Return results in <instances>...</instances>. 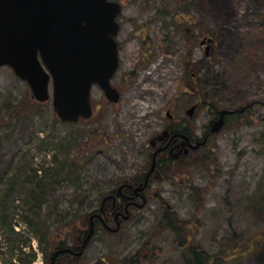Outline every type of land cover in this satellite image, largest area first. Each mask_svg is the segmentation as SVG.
<instances>
[{
    "label": "rangeland",
    "instance_id": "rangeland-1",
    "mask_svg": "<svg viewBox=\"0 0 264 264\" xmlns=\"http://www.w3.org/2000/svg\"><path fill=\"white\" fill-rule=\"evenodd\" d=\"M117 1L124 49L112 84L123 95L119 104L94 86L95 116L66 125L52 100L37 103L28 84L0 68V264H18L10 252L26 242L31 257L21 264H46L47 246L28 220L49 227L54 246L86 240L105 196L148 164L167 112L186 115L189 86L197 88L184 72L187 58L216 112L264 97V0ZM205 38L216 41L208 55ZM197 115L199 136L211 114ZM253 115L216 134L187 175L177 164L176 179L155 181L158 195L132 209L121 232L96 227L82 257L63 264H187L183 255L195 246L213 264H264V106ZM44 190L45 201H35ZM166 210L177 214L180 231L163 223Z\"/></svg>",
    "mask_w": 264,
    "mask_h": 264
},
{
    "label": "water",
    "instance_id": "water-1",
    "mask_svg": "<svg viewBox=\"0 0 264 264\" xmlns=\"http://www.w3.org/2000/svg\"><path fill=\"white\" fill-rule=\"evenodd\" d=\"M121 12L122 4L109 0H0V68L10 67L27 82L33 99L41 103L52 99L61 122L76 124L81 118L90 119L94 84L110 102L121 99L111 85L119 68L115 38ZM194 111L195 107L188 111L190 117ZM228 113L222 112L213 133L221 131ZM205 144L198 143L193 149ZM93 230L92 225L79 256Z\"/></svg>",
    "mask_w": 264,
    "mask_h": 264
},
{
    "label": "flooded vegetation",
    "instance_id": "flooded-vegetation-1",
    "mask_svg": "<svg viewBox=\"0 0 264 264\" xmlns=\"http://www.w3.org/2000/svg\"><path fill=\"white\" fill-rule=\"evenodd\" d=\"M118 37L116 41L118 45V58L121 67L123 63L122 56L124 48ZM204 42L205 40L201 42V45L202 47L206 48L208 55L215 49L216 41H214V43ZM187 59L189 60V58ZM188 60H186L184 72L188 71L187 74L190 73L191 79L197 80L195 81L197 88L194 86H189L191 91L187 93L193 95L194 100L186 110V115L183 117H177L172 113V111L167 112L168 119L163 131L150 140V148L152 153L149 157L148 164H145L144 166L145 170L143 169V171L138 172L133 178H129L127 180L125 179V181H123V183H121L116 190L105 196L100 210L101 213L97 214L94 219L95 230L96 227L101 226V228L113 234L121 232L124 228V222L132 218L131 210L136 208L144 209L147 206L148 200L158 195L153 194V191L151 190L152 184L155 181H166L171 177V179H176L178 174L175 173L176 170H174V168L177 169V164H181L179 166L183 169H178L186 172L184 174L187 175V169L185 167H188L189 164L195 162L194 159L197 157L195 155L199 154L201 150L207 148L210 145L212 139L216 136V133H213L212 130L216 121L221 118V113L224 110L216 112L215 107L213 108L210 102L205 100L204 90L201 87L198 74L192 72V67L190 68ZM142 62L145 61L142 60L140 63ZM199 64L197 65V69H199V66H201ZM236 75L240 74L236 73ZM116 89L120 92L118 88ZM249 95L253 97V92H251ZM263 106L264 97L258 100H253V98H250L246 100L244 104H239L238 106L234 107L232 111L229 110L231 113L224 117L225 124L223 129L229 125L232 120H237L238 122L239 119H242L244 116L251 117L252 114H254V117L257 113L259 114V110L263 108ZM192 107H195V111L193 117H190L188 110ZM201 110L209 111L211 117L207 126H202L199 129L201 132L198 136L195 133L196 126H194V120ZM166 132L167 135H165ZM205 141V145L201 146L197 150L193 149V146ZM142 185L144 189L142 191H137L136 189ZM144 199L146 200V205L144 208H141ZM141 200L142 203L140 202ZM126 217L128 218L126 219ZM83 242V238L78 239L75 246H64V248L56 250L57 252L61 253L55 259V264L63 263V259L66 260L67 258L77 259L78 257L76 254L81 251ZM69 248L72 250V252H62L63 250Z\"/></svg>",
    "mask_w": 264,
    "mask_h": 264
},
{
    "label": "trees",
    "instance_id": "trees-1",
    "mask_svg": "<svg viewBox=\"0 0 264 264\" xmlns=\"http://www.w3.org/2000/svg\"><path fill=\"white\" fill-rule=\"evenodd\" d=\"M47 194H48V191L44 190L40 195L35 197V201L44 202ZM97 212H100V209ZM165 212L166 213L164 214L163 220H162L163 223L167 224L175 232L180 231V227H179V230L177 228V223L182 225L181 224L182 222L179 221V217L177 216V214L170 213L168 210H166ZM4 218H5V216H4ZM28 221H29L28 225H30L32 227L35 226L36 228H38L37 229L38 233L41 232V241L43 244H45L47 246L45 249L46 255H47L46 264H50V259H49V256L51 255L50 253H53L56 250L64 248V246H66L67 244H65L63 242L62 244H58L57 246H54V243L52 241L54 238H52L51 229L49 227H47L45 224L42 225V223H38L34 220L33 221L28 220ZM11 232L13 235H15V237L17 236L13 230ZM57 243H59V242H57ZM11 245H13V244H11ZM26 245H27V242L25 243V245L21 244V250H18V249L15 250L16 254L13 252H10V255H12L11 259L13 258L15 260V262L18 264L23 263L24 257H31V255L29 256V254L27 255V253L24 252V249L27 247ZM0 250H4V248H2V246H1V244H0ZM18 252L20 253V255L18 254ZM183 256H184L185 262L187 264H213L211 255L208 252H206L205 250H202L201 247H199V246L192 247L190 249V251L188 252V254L185 252ZM19 257H20V259L18 261ZM33 261H34L33 259L30 260L29 264H33ZM60 264H63V263H60Z\"/></svg>",
    "mask_w": 264,
    "mask_h": 264
}]
</instances>
